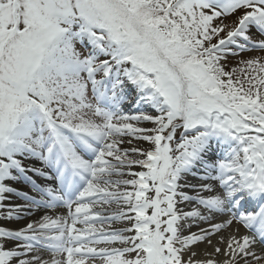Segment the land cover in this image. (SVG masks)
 <instances>
[{
    "label": "snow or ice",
    "instance_id": "6c2138e0",
    "mask_svg": "<svg viewBox=\"0 0 264 264\" xmlns=\"http://www.w3.org/2000/svg\"><path fill=\"white\" fill-rule=\"evenodd\" d=\"M0 264H264V0H0Z\"/></svg>",
    "mask_w": 264,
    "mask_h": 264
}]
</instances>
